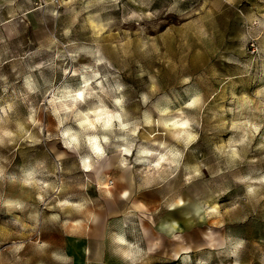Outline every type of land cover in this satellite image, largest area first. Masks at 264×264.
<instances>
[{
    "label": "clouds",
    "instance_id": "clouds-1",
    "mask_svg": "<svg viewBox=\"0 0 264 264\" xmlns=\"http://www.w3.org/2000/svg\"><path fill=\"white\" fill-rule=\"evenodd\" d=\"M130 3L135 7L126 12L121 11L122 0L36 3L26 15L43 11L53 22L65 17L68 23L59 36L53 32L46 44L37 43L20 57L34 61L23 74L15 65L17 57L9 55L11 38L0 36L4 45L0 51V264H73L66 251L46 238H55L68 227L101 230L105 255L118 264H146L159 250L146 248L135 235L144 220L155 227L156 216L169 214L160 231L179 241L184 238L182 219L216 221L212 228L222 232L225 218L245 206L264 203V0H240L236 27L229 32L235 57L213 61L232 68L225 79L235 83L214 108L209 106L216 93L206 95L193 83L199 78L193 58L211 39L208 25L217 0H199L198 7L196 0ZM223 3L232 7L237 0ZM169 17L174 19L169 22ZM78 25L88 37L83 42L72 39ZM114 34L119 43L111 45L113 52L119 50L131 59L137 69L135 79L147 82L134 111L127 95L131 77L116 67L103 43ZM170 40L171 48L179 51L175 59L167 51ZM44 53L51 55L36 59ZM146 62L151 67H145ZM161 65L178 76L175 104L161 95ZM45 68L52 71V80L45 78ZM209 83L218 88L214 81ZM206 113L218 138L205 148V159L186 163L189 150L202 142ZM44 140L58 144L53 149L54 165L44 158L23 159V150ZM65 160H70L67 167ZM113 169L121 174L120 186L111 178ZM227 174L230 182L213 187L210 196L186 197L174 190L178 179L187 189ZM90 188L95 189V197ZM146 197L160 204L156 215H148ZM105 203L116 204L121 215L107 216ZM208 231L207 225L200 229ZM200 239L203 243L207 237ZM246 246L245 238H235L225 253L231 264H242ZM213 250L211 244L200 248ZM183 252L184 259L193 262V248ZM167 264H184V260L177 254ZM194 264L204 262L196 256Z\"/></svg>",
    "mask_w": 264,
    "mask_h": 264
},
{
    "label": "rangeland",
    "instance_id": "rangeland-1",
    "mask_svg": "<svg viewBox=\"0 0 264 264\" xmlns=\"http://www.w3.org/2000/svg\"><path fill=\"white\" fill-rule=\"evenodd\" d=\"M43 2V0H16L15 4L9 5L7 0H0V36L5 39L11 38L10 47L12 51L9 55L16 56L15 65L17 70L23 74L27 71L26 66L33 63V60L28 58L20 59L21 56L27 51H31L36 47L37 43H47V37L53 32L59 36L60 31L68 23L65 17H61L59 20L53 22L52 18L43 11L33 12L30 15H26L29 8H33L36 3ZM125 5L121 9L122 12L128 11L130 8L135 7L130 0H122ZM139 3V0H137ZM166 0H157V4H163ZM196 6H199V0H196ZM240 10V0H237L235 6H228L223 3V0H217V7L213 10L214 18L208 25L211 33V39L204 42L200 52H197L193 58V63L196 66V71L199 78H194L193 83L205 90V94L216 93L215 99L210 104V108L216 107L220 104L221 97L228 96L231 89L234 87L235 81H227L226 76L233 73V69L224 64L214 65V60H219L223 56L230 58L235 57V49L232 47L233 37L229 35L230 30H234L236 27L235 18L237 12ZM249 9L245 7V12ZM14 13V15H10ZM174 18L169 17L171 22ZM55 23V28L53 24ZM125 27H132V25H126ZM18 33V35L16 34ZM115 33V29H114ZM63 40V37H60ZM72 39L78 42H83L88 39L83 34L81 27L78 25L72 34ZM178 43L179 38L174 37ZM105 50L111 55L113 63L126 77H131L129 83L130 87L127 90L129 96L130 110L134 111V106L138 105V93L141 89L145 88L147 82L145 80H136L135 73L137 69L134 64L131 63V59L125 58L119 50L113 52L111 48L112 44L119 43V37L115 34L112 37L106 38L104 41ZM167 49L168 54L175 59L179 54L178 49H172V41L169 42ZM163 47V45H162ZM4 45H0V51H3ZM51 54L44 53L41 57L36 59H48ZM191 55V54H190ZM187 64V58L185 59ZM145 67H151L150 62L145 63ZM45 78L52 80V71L45 68L42 70ZM217 71L220 75L217 76ZM178 76L176 73L171 72L163 68L161 65V75L159 77V83L162 86L161 95H167L173 99V103L177 102V97L174 96V92L178 91L177 88ZM209 81H214L218 88H214L210 85ZM75 83V81H70ZM241 83H247V81H241ZM222 85V87H219ZM20 88V85H17ZM182 96L183 93L181 92ZM9 96H4L3 99H9ZM166 101H161L163 105ZM136 114V113H134ZM41 119L48 121L46 114H41ZM218 138V134L214 128V123L211 121L210 113H206L204 117V135L202 142L199 145L194 146L189 150L186 157V163H191L196 160L205 159V148L210 146L211 142ZM58 148L56 141L44 140L40 145L33 148H27L21 152V156L26 161H32L36 158H44L48 160L50 165H54L55 151L53 149ZM71 162H74V158H71ZM209 162L210 159H209ZM64 166L67 167L70 160H65ZM111 163L114 165L115 160ZM249 166H246V168ZM255 167V166H251ZM246 170V169H242ZM231 174H227L223 177H217L215 180H202L194 183L191 187L183 189L182 180L174 182V190L176 192L183 191L185 196H193L196 198L203 196L207 193L209 196L212 194V188L220 185L222 181L230 182ZM111 178L114 182L120 186L121 174L113 169ZM126 182L130 183L127 176L124 177ZM89 193L95 197L96 191L94 188L89 189ZM146 200L150 202V211L148 215H156V209L160 208L158 202L152 201L151 198L146 197ZM105 214L109 217H118L121 215V211L117 208L116 204H104ZM171 216L167 213H163L160 216H156V226L153 227L147 220L143 221V224H138L136 227L135 235L142 241L143 245L148 249H158V253L155 256L149 257L146 264H167L177 254L181 255L184 260V264H194L196 256L201 257L204 264H231L230 259L225 255L227 250H230L235 238L243 237L247 241L246 249L244 250V260L242 264H264V203L259 207L253 208L245 206L241 210L237 211L230 218H225V228L221 232L218 229L212 228V223L216 221L205 220L203 222L194 219H182L181 228L184 232V238L179 241H173L171 237L166 236L160 231V224ZM247 222H243L244 220ZM110 223H115V220H110ZM205 225L208 226L209 231L207 233L200 232V229ZM191 233V235H188ZM206 236L207 239L202 243L201 236ZM52 240L54 247L67 252L69 256L73 258V264H118L117 261L111 257L105 255L103 246V233L101 230H93L91 232L84 230H74L72 227H68L62 234H58L55 238L51 235L46 237ZM211 244L213 251H200V248L207 249ZM193 248L191 253L193 262L184 259L185 248Z\"/></svg>",
    "mask_w": 264,
    "mask_h": 264
},
{
    "label": "crops",
    "instance_id": "crops-1",
    "mask_svg": "<svg viewBox=\"0 0 264 264\" xmlns=\"http://www.w3.org/2000/svg\"><path fill=\"white\" fill-rule=\"evenodd\" d=\"M162 223H163V222H162ZM162 223H161V224H162ZM161 224H160V225H161Z\"/></svg>",
    "mask_w": 264,
    "mask_h": 264
}]
</instances>
